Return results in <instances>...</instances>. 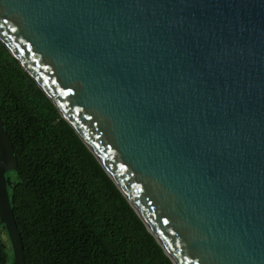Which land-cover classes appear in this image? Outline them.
Returning <instances> with one entry per match:
<instances>
[{
    "label": "water",
    "instance_id": "obj_1",
    "mask_svg": "<svg viewBox=\"0 0 264 264\" xmlns=\"http://www.w3.org/2000/svg\"><path fill=\"white\" fill-rule=\"evenodd\" d=\"M0 42L174 264H264V0H0ZM0 118V223L25 264Z\"/></svg>",
    "mask_w": 264,
    "mask_h": 264
},
{
    "label": "trees",
    "instance_id": "obj_2",
    "mask_svg": "<svg viewBox=\"0 0 264 264\" xmlns=\"http://www.w3.org/2000/svg\"><path fill=\"white\" fill-rule=\"evenodd\" d=\"M0 118L17 169L8 187L25 264H174L125 196L0 42ZM0 223V264H11ZM4 240V239H3Z\"/></svg>",
    "mask_w": 264,
    "mask_h": 264
},
{
    "label": "rangeland",
    "instance_id": "obj_3",
    "mask_svg": "<svg viewBox=\"0 0 264 264\" xmlns=\"http://www.w3.org/2000/svg\"><path fill=\"white\" fill-rule=\"evenodd\" d=\"M8 176H10L11 178L14 179V175L12 173H9ZM2 237H3L4 240L2 238H1V240L4 242V244H5L6 248H7V251L10 253L11 246L9 247V245L7 244V240H6V243H5V237H4L3 233H2ZM11 251H12V249H11Z\"/></svg>",
    "mask_w": 264,
    "mask_h": 264
}]
</instances>
